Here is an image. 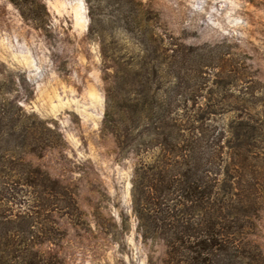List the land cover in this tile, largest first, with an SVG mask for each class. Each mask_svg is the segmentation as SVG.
Returning <instances> with one entry per match:
<instances>
[{"label":"trees","instance_id":"16d2710c","mask_svg":"<svg viewBox=\"0 0 264 264\" xmlns=\"http://www.w3.org/2000/svg\"><path fill=\"white\" fill-rule=\"evenodd\" d=\"M9 1L24 20L48 30L41 0ZM125 2L123 29L137 22L148 38L137 41V56L126 57L99 34L103 66L111 70L103 78L100 133L112 137L119 157L134 159L137 231L161 245V264H264L253 238L264 205V120L239 112L222 140L221 129L207 121L216 112L213 101L195 107L202 82L189 84L209 65L192 67L189 51L172 48L174 42L159 48L157 14L139 0ZM11 103L0 99V264H65L63 221L83 223L76 191L27 157L64 140L49 121ZM111 226L117 228L113 221L101 225Z\"/></svg>","mask_w":264,"mask_h":264},{"label":"rangeland","instance_id":"374dc122","mask_svg":"<svg viewBox=\"0 0 264 264\" xmlns=\"http://www.w3.org/2000/svg\"><path fill=\"white\" fill-rule=\"evenodd\" d=\"M41 1L49 13L47 31L0 0V99L49 121L64 140L62 147L27 156L76 191L83 223L63 221L59 254L65 264H161V245L142 240L131 211L134 159L119 157L112 137L100 133L103 78L111 70L103 66L99 34L130 57L148 29L133 21L132 31L123 29L125 0ZM139 1L157 14L159 48L174 42L172 48L189 51L192 67L209 65L189 84L202 82L195 107L213 101L216 112L207 121L221 129L222 140L239 112H257L264 120V0ZM103 221L117 228L105 230ZM253 238L264 254V205Z\"/></svg>","mask_w":264,"mask_h":264}]
</instances>
